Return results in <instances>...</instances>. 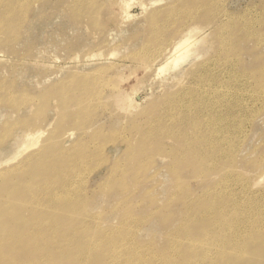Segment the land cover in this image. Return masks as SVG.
Returning a JSON list of instances; mask_svg holds the SVG:
<instances>
[{"label":"rangeland","instance_id":"rangeland-1","mask_svg":"<svg viewBox=\"0 0 264 264\" xmlns=\"http://www.w3.org/2000/svg\"><path fill=\"white\" fill-rule=\"evenodd\" d=\"M181 38L191 48L174 64L169 48ZM198 85L212 90L206 99L217 106L195 102L208 107L204 120L189 105ZM180 113L194 125L178 127L172 114ZM217 118L227 121L233 146L213 163ZM53 162L69 178L67 192L43 177ZM199 164L207 172H195ZM233 174L236 185L225 180ZM262 175L264 0H0V189L45 182L37 195L8 196L1 216L30 227L32 238L56 220L55 207L77 206L48 233L38 264H264V208L253 207H264ZM54 195L68 202L48 207ZM232 199L243 202L230 207L243 220L241 211L255 214L252 231L233 238L215 227L220 237L212 236L202 219L211 213L199 206L217 212ZM199 239L208 242L198 247ZM217 242L229 247L217 250ZM235 246L241 253L230 256ZM185 255L194 257L184 262Z\"/></svg>","mask_w":264,"mask_h":264},{"label":"bare ground","instance_id":"bare-ground-1","mask_svg":"<svg viewBox=\"0 0 264 264\" xmlns=\"http://www.w3.org/2000/svg\"><path fill=\"white\" fill-rule=\"evenodd\" d=\"M142 8H143V10L146 9L145 7H142ZM125 17H126V19H130L131 18L129 15H127V12H126V16ZM187 35H189V34H187ZM188 40H189V38L188 39L181 38V39H179L177 41H174L172 43V45L170 46V48H169L170 49V53L171 54L176 53L175 57H174V59H175V63L174 64H176L179 60H181L188 53L189 49L191 48V43L188 42ZM167 49L168 48L162 50L160 55L163 52H165ZM160 55L158 54V55L153 56L151 58V60L149 61L150 64L155 63L160 58ZM238 84H239V82H238ZM195 88H197V90H193V91H194V94H197V95L193 99L189 100V105L190 106L194 105V109L195 110H200L199 113H201L203 115L201 119L204 120L207 117L206 111H208V109L205 110L206 106L204 108L200 107V106H204V105L195 106V102L203 100L202 104H204V102L208 103L206 97H208V96L212 97V93H211L212 90L210 92V89H207L206 86H204V85H201V86L198 85V86H195L194 89ZM228 88H230V87H228ZM228 88L226 87V89H228ZM244 88H246V87H244ZM220 89H222V88H220ZM214 92L217 93V98H221L222 101H223L224 97L227 98V96H226L227 94H220V91H217V89L214 90ZM245 93H247V92H245ZM249 94H250V92H249ZM256 95H258V94H256ZM240 98H243V97H240ZM244 99H246V98H244ZM247 99H250L251 101H258L260 99V97L259 96H254V94L251 93L250 96L247 97ZM117 101H119V100H117ZM212 102L214 103L213 100H212ZM118 103L120 104L121 108H124L126 110L129 109L130 107H132V102L131 101H127V103L124 106L121 105V104L125 103V102H123V100L121 102L119 101ZM213 103L212 104L208 103L206 105L210 104V107H209L210 110H212V109H216L217 110V106L215 105V103L214 104ZM228 103H229V101H228ZM225 104H226V102H225ZM189 105L186 106V107H184L182 105L179 109H183V108L184 109H186V108L191 109L189 107ZM206 108H208V107H206ZM201 110H204V111H201ZM172 115H173L172 121H174V123H176L178 127H184V126H187L189 124H190L189 126H192L195 123L193 121L187 122L188 121L187 119H188L189 115L180 113L179 115H176V116H181V115H184V116H182L179 119L176 118V116L174 114H172ZM213 121H214V123L209 122L208 124L205 123V125H203V121H202V126L207 127V125L212 123V125L214 127L213 129H215V130L210 132V140L212 141V145L210 146V149L208 151H209V154H210L209 159H211L213 163H216L219 160V158L221 157V155L223 154V152L225 151V149L227 147H232L233 143H232V141L229 142V136H228V133H227L228 125L225 124V123H227V121L224 124H223L224 121L221 120L220 118H217L216 120H213ZM223 125H225L226 127L224 126L225 128H223ZM196 132H201L200 127H192L191 133H196ZM40 135H41V133L39 132V133H36L35 135H33V137L31 139H28L29 143L23 146V151L27 150L28 148H30V147H32L34 145H37ZM234 136H235V134H234ZM234 140H236V138ZM215 143H218V148L214 147L213 144H215ZM234 145H235V143H234ZM211 151H213V152L210 153ZM236 153H237V150H235V151H233V153H229V154L235 155ZM203 155H204V153H203ZM231 159L232 158L229 157V161ZM226 161H228V160H226ZM50 165H53V167H49V170H47L43 174V177H46L45 179L47 181H50L52 186L55 185V187H56L55 190H61V191L67 192L68 188L66 187V183H67L66 181L69 178L67 176L65 177L63 174H59L60 173L59 172L60 170H58L59 169V167H58L59 163L53 162V164L51 163ZM199 165H201V166L197 167V165H196L195 168L193 167L195 169V172H197V171L207 172L204 169V165L203 166H202V164H199ZM234 166H235V164H233L230 168H234ZM206 168L208 170H211L212 166L207 165ZM234 169H232L231 173L234 172L233 171ZM52 171H54V172H52ZM176 171L178 172L180 170L177 168ZM237 176H239V175L233 174V175H230L229 177H227L225 180H228V179L232 178V179H234L233 183L236 185L237 182H238V181H236ZM62 178H64V179L61 182ZM263 179H264V176L262 175L260 180H263ZM242 185H243V183H242ZM44 186H45V182L41 181V182L37 183L36 185H31L30 183H26L25 186H23V187L21 186L20 188H12V186H10V187L6 186L4 189H0V211L2 212V210H4V209L6 210L8 202L9 201H13V200H9L8 196L11 197V198H22V197L25 196V193H28V192H30V193H32L34 195H37L41 191V189L39 187L42 188ZM216 190H214V191H216ZM53 192H55V191L53 190L51 193H53ZM230 192H228V193H230ZM51 193H47V194H51ZM73 193H72V191L70 193H68L67 194L68 198L70 196H72ZM214 193L216 194L217 192H214ZM255 198L257 200L256 196H255ZM67 199L63 198L62 195H54L53 197H51V198H49L47 200V206L51 207V206H53L54 204H56L58 202L67 203L68 202ZM254 201L255 200H248V206H250V209L252 208L251 205L255 203ZM260 201H259V203H260ZM262 201H264V200H262ZM231 202H232L231 204L228 202L227 205H224L222 210L218 209L217 212L215 211L216 210L215 207H209V208L205 209V206H203V207L199 206V209L202 210V211H205V213L206 212H210L211 213V215L209 217L204 216V217H202V219H203V222H207V223L212 224V228H211L212 236L220 237V233L217 230H215V227H217V228L220 227L223 230L225 229V231H226L225 235L226 236H232L233 238H235L237 236L238 237L241 236L243 234V232L247 233V232L252 231L251 230V224H249L250 222H249L248 218L251 217V216H254L255 214L253 212H251L250 214H245V213H247L246 211H241V215H244V219H246V221H247V226L245 227L244 225L246 223H242V222L240 223V221L243 220V219L239 215L236 214L237 211H234L232 208H230L233 205L238 206L239 208H241V204L240 203L243 204V202H238L235 199H232ZM76 207L77 206H75V207L69 206V207H64V208L55 207L54 211L56 212V217H55L56 220L49 226V228L46 231L40 230L37 227V231L32 233L33 234L32 238L28 237V235L31 234V232H29L30 231V227H27V226L23 225V223L19 224V226L14 225L17 222H12L11 218L10 219L2 218L1 212H0V264H38V260H40L39 262H41L40 250L43 247H45V245H46V244H43V243H44V241H46V238L49 236L48 233H50L53 230H55L53 232H57V231L61 230L63 225H64V221L65 220L70 219V217H71V219L74 218L75 214H76ZM253 207H254V210H256V211H258V210L260 211L261 208H264L262 206V204L258 205V206L256 205V207L253 205ZM203 209H205V210H203ZM243 212H244V214H243ZM77 214H78V210H77ZM263 214L261 215V219L264 221ZM39 217L40 216H34L33 218L35 220H38ZM130 221H132V220L130 219ZM243 221L246 222L245 220H243ZM258 222L259 221H256L253 224V229L260 225V224H257ZM130 223H132V222H130ZM241 224L242 225L244 224V225L242 226ZM51 227H53V229H51ZM263 228H264V226H263ZM73 230H71L70 232L66 233L67 235L64 236V238H67V237L71 238L68 235H72L74 233ZM196 231H197V229L195 230V234H194V238L195 239L200 236V235H198L199 233L197 234ZM263 235H264V232H263ZM196 242H198V245H197L198 247H202L208 241L199 239ZM76 243L77 242L75 241L74 242V246H76V247L78 246L77 248H79L80 245L76 244ZM221 243L217 242V244H220L219 246H217V244H216V246H215V244H213L214 248H217V250L222 251L223 247H224V249H227L229 247V244H225V242H221ZM3 251H4V253H3ZM7 252H10L9 254H15V257H12V258L6 257L5 255H8ZM16 252L17 253L18 252L27 253V255L24 256V258L21 259V258L18 257ZM31 252H37L39 254L36 255V256H34V255L30 256ZM207 253H208V251L206 252V254H204L203 260L206 259L205 256L207 255ZM240 253H241V249L235 246V247L232 248V251H231V253L229 255L230 256H234L233 254H240ZM186 257H187V255H185L183 257V261L184 262L191 261V259L194 256H189V259H186ZM67 260H71V259L68 258ZM81 262L82 261H79L78 263H81ZM146 262H149V261H146L144 258H142L141 261H139V264H144ZM43 264H44V262H43Z\"/></svg>","mask_w":264,"mask_h":264}]
</instances>
